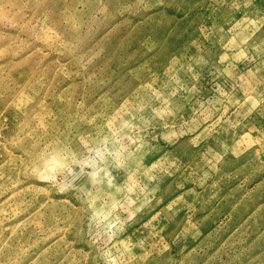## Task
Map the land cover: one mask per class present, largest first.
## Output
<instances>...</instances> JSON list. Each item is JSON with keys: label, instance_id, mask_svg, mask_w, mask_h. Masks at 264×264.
Masks as SVG:
<instances>
[{"label": "rangeland", "instance_id": "obj_1", "mask_svg": "<svg viewBox=\"0 0 264 264\" xmlns=\"http://www.w3.org/2000/svg\"><path fill=\"white\" fill-rule=\"evenodd\" d=\"M0 264H264V0H0Z\"/></svg>", "mask_w": 264, "mask_h": 264}]
</instances>
